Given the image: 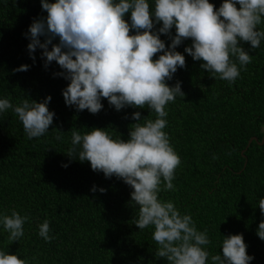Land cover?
<instances>
[{
    "label": "trees",
    "instance_id": "obj_1",
    "mask_svg": "<svg viewBox=\"0 0 264 264\" xmlns=\"http://www.w3.org/2000/svg\"><path fill=\"white\" fill-rule=\"evenodd\" d=\"M210 2L218 9L223 0ZM46 16L41 0H0V98L15 106L50 95L49 109L56 114L49 131L33 139L11 109L0 116V213L10 215L15 209L30 218L19 241H10L0 227V250L18 254L27 264H168L155 255L153 229L134 224L139 210L131 198L133 189L67 155L72 130L102 128L126 140L139 122L132 119L134 112H141V123L156 114L147 107L117 111L106 98L97 114L67 106L63 90L70 81L54 75L64 70L55 61L45 68L43 50L37 48L34 61L28 49L30 25ZM125 18L130 22V13ZM161 39L170 46L167 35ZM191 43L189 38L178 46L186 67L168 81L170 86L182 82L185 95L166 106L165 131L182 163L175 171L174 190L159 195L182 214H191L198 230H207L211 255H222L223 236L243 234L247 252L254 256L251 264H264V240L257 235L264 220L258 207L264 198V41L256 49L242 43L252 62L241 68L234 83L202 69L203 62L185 52ZM22 65L30 67L16 71ZM254 138L258 140L250 143ZM45 220L50 222V242L38 235Z\"/></svg>",
    "mask_w": 264,
    "mask_h": 264
},
{
    "label": "clouds",
    "instance_id": "obj_2",
    "mask_svg": "<svg viewBox=\"0 0 264 264\" xmlns=\"http://www.w3.org/2000/svg\"><path fill=\"white\" fill-rule=\"evenodd\" d=\"M41 4L47 16L30 25L28 49L34 61L37 48L43 50L45 68L55 61L64 70L54 75L70 81L63 90L67 106L97 114L106 98L117 111L147 107L156 114V119L141 123V112H134L132 119L139 122L132 125L126 140L102 128L72 130L67 155L90 162L94 171L106 178L116 176L133 189L131 198L139 210L134 224L140 230L153 229L157 258H166L168 264H251L254 256L248 254L243 234L223 236L222 255H211L207 230H198L191 214H182L173 201L159 194L174 190L175 171L182 163L165 131L166 106L185 95L182 82L168 83L186 67L178 46L190 38L185 52L202 61V69L215 79L234 83L241 68L252 62L242 43L256 49L264 41V30H258L264 24V0H223L218 9L210 0H41ZM129 13L130 22L125 18ZM162 35L169 37L170 46ZM57 37L59 43L54 44ZM29 67L22 65L16 71ZM51 99L50 95L42 102L24 99L14 106L0 98V116L11 109L27 138H39L54 122ZM96 190L94 186L92 191ZM258 207L264 214V198ZM29 219L13 209L10 215L0 213V227L10 241H19ZM38 227V235L50 242V222ZM257 235L264 240V220ZM0 264L27 261L0 250Z\"/></svg>",
    "mask_w": 264,
    "mask_h": 264
},
{
    "label": "water",
    "instance_id": "obj_3",
    "mask_svg": "<svg viewBox=\"0 0 264 264\" xmlns=\"http://www.w3.org/2000/svg\"><path fill=\"white\" fill-rule=\"evenodd\" d=\"M254 140H258V139L257 138H254L253 140L250 141V143H252ZM263 142H264V140H263Z\"/></svg>",
    "mask_w": 264,
    "mask_h": 264
}]
</instances>
